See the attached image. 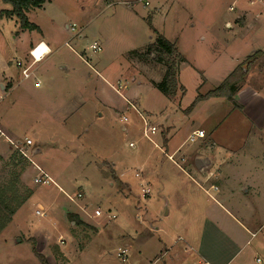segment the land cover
Returning a JSON list of instances; mask_svg holds the SVG:
<instances>
[{
	"label": "rangeland",
	"instance_id": "1",
	"mask_svg": "<svg viewBox=\"0 0 264 264\" xmlns=\"http://www.w3.org/2000/svg\"><path fill=\"white\" fill-rule=\"evenodd\" d=\"M9 9L11 5L0 0V11ZM262 11L264 0L254 4L249 0H46L27 12L28 21L37 29L20 28L14 16L0 17V123L12 140H32L33 145L27 147L30 157L55 183L34 184L37 172L27 160L21 171L4 168L2 164L14 149L0 138V184L19 173V192L32 191L0 231V264H42L25 239L42 224L52 234V242L49 251L39 253L53 257L54 264H162L160 234L153 227L163 223L173 227L179 219L175 213L177 180L195 198V204L189 205L190 215L200 216L199 210L205 206V213L212 216L213 199H219V193L209 190L212 199L183 175L190 172L185 166L186 148L193 144L184 140L191 124L202 127L215 144L236 151L238 157L259 160L255 161L261 167L259 178L240 174L237 162L226 170L230 171L229 184L222 191H237L242 177L246 184H254L245 198L233 195L241 207L231 209L229 203L220 201L244 223L247 218L250 222L260 219L264 212L251 208L264 203V130L258 128L264 112L257 114L259 123L250 116L252 112L245 119L237 111L229 114L232 106L226 99H222L221 109L213 100L187 107L197 94L216 87L256 51L258 56L244 63L242 71L250 84L264 90ZM73 23L75 28L70 30ZM159 37L185 58L179 75V85L185 89L175 102L153 83L162 80L165 66L150 57L144 59L145 64L138 55ZM38 40L48 43L50 53L46 57L44 53L41 58H45L31 67L30 76L23 78L21 69L30 62L28 44ZM91 44L100 50L93 51ZM44 81L48 86L45 97L41 96ZM138 113L156 126L153 142L143 136ZM163 119L172 127L168 151L159 140L157 126ZM131 142L134 148L129 146ZM243 142H247L245 149L237 152ZM178 145L174 159L181 168L167 157ZM134 171L140 177H134ZM143 173L149 184L141 177ZM142 187L147 188V196ZM40 209L44 217L35 214ZM168 209L171 212L166 215ZM95 210L100 211L99 216ZM68 213L79 215L78 224L68 223ZM78 219L69 216V221ZM55 221H64L65 229L59 232L54 226L57 232H53ZM254 224L252 232L256 231ZM257 233V237L242 234L246 244L223 238L210 244L212 258L222 264H254L255 253L264 255L261 231ZM5 238L11 244L15 238L22 241L5 246ZM123 249L126 257L120 258L117 253ZM185 254L187 264H197L196 251Z\"/></svg>",
	"mask_w": 264,
	"mask_h": 264
},
{
	"label": "crops",
	"instance_id": "2",
	"mask_svg": "<svg viewBox=\"0 0 264 264\" xmlns=\"http://www.w3.org/2000/svg\"><path fill=\"white\" fill-rule=\"evenodd\" d=\"M231 8L232 7H230V9ZM226 24L227 26H230L229 21H226ZM40 43L45 44L48 48V52L46 53L45 57L50 53V46L48 45L46 41L44 40H38L36 42L30 41V43L28 44L29 47H28V53H27V61H30L29 63H31V60L33 59L32 56L29 54V50L39 45ZM142 52L143 51H140V53ZM30 57L32 59H30ZM45 57L41 58V60L35 62L34 64L41 62ZM182 58H183L182 62H185V58L184 57ZM143 61H144L143 63L147 64L146 60H143ZM182 62L179 64L178 82H180L179 75L181 72ZM236 66H238V64ZM234 68L232 69V71L234 70ZM35 70H37V68ZM205 79L206 78H203L204 82L206 81ZM44 80H46V78ZM248 81H249L248 79L244 78L243 81L237 85L236 92L233 96L234 103L232 101H229L232 106L229 114L236 113L234 111H237L240 119L242 118L245 119V117L248 115V112L249 113L252 112V115L250 116H252L253 119L256 121L257 116H258L257 114L260 115L261 112H264V90L260 89V87L258 86H254L250 84ZM153 83L156 84L155 81H153ZM181 86L184 88L182 84ZM47 87L48 86L45 84V81H44V87L41 88L42 90L41 96L43 97L46 96ZM1 89L4 90L3 85H1ZM205 93H200L197 95H204ZM178 95L179 94H177V97ZM176 99L171 100V102H175ZM222 99H225V98H217V97H209L205 99L203 98L201 100L196 101L193 106L196 108L197 105L200 103V101L213 100V101H216V108L221 109L224 103L222 102L223 101ZM190 105L187 107V109L190 107ZM146 112L148 114H151L149 110H146ZM99 116H101L100 113H99ZM256 122L260 123V121H256ZM220 123L222 124L223 121H221ZM254 124L255 123L252 122L251 127H253ZM260 125L261 126L258 127L259 131L264 130V121H262ZM157 127H158V130H160L159 140L162 143V145L167 148V151H168L169 141L172 137L170 136L172 127L171 125H169L168 119H163V124ZM33 129L35 131L37 130L36 127H33ZM195 129L204 130L202 127H194L191 124L189 127V130L187 131L188 133L187 136ZM5 130L6 129H4L0 123V138L5 139V136H6L7 138L11 139L7 135V131ZM204 132L206 133V139L203 140L202 138L200 140H197L195 143H193L192 146H188L186 148L187 149V152H186L187 160L185 162V166L190 170V172L189 173L183 172L184 173L183 175L184 177L190 179L191 182L198 187V189H200L202 192L210 196L212 199L214 197L211 195L209 190H212L217 194L219 193L218 195L219 199L218 200L213 199L214 200L213 204L210 207L211 209H213V212H214V213H211L212 216L211 215L209 216L207 213H205L206 211L205 206H202L200 208L199 210V212L201 213L200 216L197 215L198 213L194 215L192 214L190 215L189 205L195 204L194 202L195 198H191V195L188 196L189 195V191H187L188 188H186L185 186L182 187V184L179 186L180 183L177 180L178 185L177 187H175V196L177 195L178 197H176L177 200L175 202L176 204L175 213L179 215V219L176 221L175 224H173V227H171L170 225H164L165 223H163L162 225H155L153 227L155 232H158L160 234L158 240L162 244V248L160 250V259L162 260V264H187L189 261L188 260L189 257L187 258L185 253L191 252V251H196V254L198 256L196 260L197 264H222V263H219L218 261H214V258H212V253L210 252L212 250V247L210 244L218 242L222 238L232 244L237 243L238 240H240L239 242H244L242 244H246L248 241L245 240V237L242 235L244 233L248 235H250V233L255 234L253 237H257L258 236L257 232L261 231V236H259V243L262 247H264V215H262V217L257 220L250 219L252 222H250L247 218L246 223H244L243 221H240L238 218H236L232 213H230V211L224 205H222V201H220L221 199L223 200V202L229 203V205L231 206V209H234V208L238 209V207L239 208L241 207V204L240 206L237 205L239 202L233 201V195L238 194L239 196H242L243 198H245L246 195H248L250 192L249 187L254 186V184L253 183L246 184L245 178L242 177L241 179L243 180L237 183V187H238L237 191H235L236 189L234 188L232 189V191L224 192L222 191V188L223 186H228L229 184L228 180L230 178V176H228L230 171H226V170L232 169L233 168L231 166L232 163L234 164L237 162L238 164H240L239 166H241L240 167L241 169L239 171L240 174L249 175L252 178H255L256 176L258 177L262 174V172L260 171L261 167L255 165V161L256 160L259 161V160L254 156H239L238 157L235 154L236 151L229 149L223 145L215 144L214 141L210 138V136L207 135V132L205 130ZM4 141L7 143L6 139ZM246 143L247 142L245 143L243 142L241 144L243 145L242 148L238 149L237 152L243 151L247 145ZM32 145H33V142H32ZM180 145H178L170 153L177 150L180 147ZM35 150H37L38 152L40 151L39 148H36ZM198 157H202L207 160L208 164L206 165L204 169L198 170L195 167V159ZM249 168L253 170L247 171ZM141 175H142V172H141ZM141 177L143 179L148 178V175L147 173H143V176ZM223 179L225 180L224 182H223ZM144 182L146 184L150 183V182L148 183L146 179H144ZM51 184H55L54 181ZM161 184H164V182L161 181ZM204 186H207L208 188H205ZM161 189H164L163 185L161 186ZM178 190L180 191V193H178ZM78 194H81V193H78ZM256 205L257 206H253L251 210L264 212V203L260 202V204H256ZM79 210L82 211L81 209ZM243 211H246V210H243ZM170 212H171L170 209H168L166 211V215H169ZM70 215L75 216L77 219L79 217V215L77 214H70V213L66 214L68 223L69 224L71 223L72 226L78 224L80 218L78 219V221H75V220L69 221ZM181 220H183V222H181ZM63 222L64 221L60 222L62 223L60 224L58 221H55L52 227L54 230L53 232L55 231L57 232V230H59V232L60 230H64L65 228L63 227V224H64ZM81 222H84V221H81ZM253 224L256 226V231L254 232L250 230V226H252ZM54 226L56 227L57 230L54 229ZM49 232L50 231L42 224L36 227L31 233H28L25 239L27 242H29L33 246V248L35 247L37 252H40L42 250L49 251V247L51 246V242H52V234H50ZM61 236H62L61 234L58 235V237H61ZM3 240H4L3 244L5 246H11V247H13L12 245L14 243L18 244L22 241L21 238H18V239L15 238V240L12 242L13 244H11L8 242L6 238ZM256 255L257 254L255 253L254 256ZM44 257L46 258L49 264H54V262H52L54 260L51 259L52 261H50V258H53V257H51L50 255H46ZM253 258L254 257H252V261H253Z\"/></svg>",
	"mask_w": 264,
	"mask_h": 264
},
{
	"label": "trees",
	"instance_id": "3",
	"mask_svg": "<svg viewBox=\"0 0 264 264\" xmlns=\"http://www.w3.org/2000/svg\"><path fill=\"white\" fill-rule=\"evenodd\" d=\"M2 2L9 3L11 9L1 10L0 17H16L19 20L20 28L34 30L37 26L34 23L28 21L27 12L35 8L41 7L46 0H1ZM259 51L248 56L242 63L238 64L234 70L215 88L211 89L204 95H197L193 103L198 100L217 97L225 98L229 101L233 100V96L236 92L237 85L244 79L245 70L242 71V65L244 63L249 64L251 60L258 56ZM139 57L144 60L146 57H150L151 60L162 63L165 66V72L160 82L155 86L159 91L168 99L174 100L177 98V94L181 92L183 94V87L179 85L178 73L179 64L183 61V58L177 52L176 47L159 37L155 42L150 43L144 52L138 53ZM245 69V68H244ZM3 158L0 157V160ZM26 159L18 154L17 151H13L8 157L7 162L3 163V167L11 166L15 171H21L24 168ZM12 172L14 175L16 172ZM20 174L17 173L13 179H8L0 184V231L2 228L10 222L15 211L24 204L28 199L31 190H25L22 194L19 192L17 184L19 182ZM34 254L38 257L42 264H49L46 258L33 248Z\"/></svg>",
	"mask_w": 264,
	"mask_h": 264
},
{
	"label": "built area",
	"instance_id": "4",
	"mask_svg": "<svg viewBox=\"0 0 264 264\" xmlns=\"http://www.w3.org/2000/svg\"><path fill=\"white\" fill-rule=\"evenodd\" d=\"M255 1H258V2H261L262 0H250L249 3L251 4H254ZM147 4V2H146ZM262 15H264V11H262ZM75 28V24L73 23L71 26H70V30H74ZM37 46L34 47L37 48ZM90 48L93 50V51H99L100 50V47L97 46L96 44H91L90 45ZM30 54L32 55V62L29 63L27 66L23 67L21 69V75L23 76V78H28L31 74L30 72V69L31 67L34 65L35 62H37L38 60H36V58H34V54H33V49L30 50ZM18 66H21V64L18 62L17 63ZM120 83L118 84V87H120ZM112 88L119 93L118 89L114 86H112ZM128 102V105L131 107V108H135L134 105L129 102ZM139 116L141 117L142 119V122H143V129H142V134L145 138L149 139L150 141H152L151 139V135L155 134V132L157 131L156 129V126L153 125V124H149L145 118L140 114L138 113ZM121 119L123 120H126V118L123 116ZM205 137V132L204 130L202 129H195L193 130L186 138L185 142H187L188 144H193L195 143L197 140H200L202 138ZM5 139L7 141V143L15 150L18 152V154L20 156H22L23 158H25L27 161H29L34 169L36 170L37 174L34 176L33 178V183L34 184H37V185H45V184H50V183H53V180L50 178V176L42 169L40 168L38 165H36L32 158L30 157V154H29V150L27 147L31 146L32 145V140L29 139V138H25L24 140V143L20 142V141H14V140H11L9 138H7L5 136ZM153 142V141H152ZM156 145V144H155ZM129 146L134 148L135 147V144L134 143H129ZM157 146V145H156ZM180 148H178L177 150H175L173 153L171 154H168L167 157L169 160H171L175 165H177L178 167L181 168V164L178 163L177 161H175L174 159V155L177 154L179 152ZM183 160V158H181ZM133 175L134 177H140V173L137 172V171H134L133 172ZM141 192L143 193V196H147L148 195V190L147 188H144L142 187L141 188ZM81 194H78V197L80 196ZM69 199H72L71 197L68 196ZM35 214L36 215H39V217H44V212L43 211H40V210H36L35 211ZM94 214L96 216H99L100 215V211L99 210H95L94 211ZM252 236H254L255 234H251ZM126 252L127 250L126 249H123L121 251H119L117 253V256L120 257V258H125L126 257ZM253 261H254V264H264V255H260V254H257L256 256H254L253 258Z\"/></svg>",
	"mask_w": 264,
	"mask_h": 264
},
{
	"label": "water",
	"instance_id": "5",
	"mask_svg": "<svg viewBox=\"0 0 264 264\" xmlns=\"http://www.w3.org/2000/svg\"><path fill=\"white\" fill-rule=\"evenodd\" d=\"M207 164H208V162H207V160L205 158L198 157V158L195 159V167L198 170L204 169Z\"/></svg>",
	"mask_w": 264,
	"mask_h": 264
},
{
	"label": "bare ground",
	"instance_id": "6",
	"mask_svg": "<svg viewBox=\"0 0 264 264\" xmlns=\"http://www.w3.org/2000/svg\"><path fill=\"white\" fill-rule=\"evenodd\" d=\"M47 52H48L47 46L42 43L41 48H38L33 53L36 55V60H39L43 56V54Z\"/></svg>",
	"mask_w": 264,
	"mask_h": 264
}]
</instances>
